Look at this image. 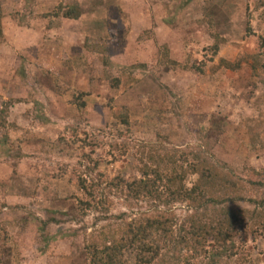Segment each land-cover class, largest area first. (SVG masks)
Instances as JSON below:
<instances>
[{
    "label": "rangeland",
    "instance_id": "1",
    "mask_svg": "<svg viewBox=\"0 0 264 264\" xmlns=\"http://www.w3.org/2000/svg\"><path fill=\"white\" fill-rule=\"evenodd\" d=\"M71 1L81 6L79 20L52 16ZM260 1L0 0V112L10 104L5 127L0 120V224L8 230L0 231V264H87V236L110 221L94 226L100 214L90 212L69 222L85 198L79 180L103 181L105 188L118 178H141L145 145H203L245 177L254 171L258 180L264 131L251 135L249 126L264 120V81L246 64L237 73L219 66L260 51ZM214 33L224 40L216 57L206 51ZM103 42L109 67L86 48ZM163 48L180 64L188 56L201 62L205 54V73L160 66ZM122 76L138 83L123 80L117 90L111 80ZM219 118L224 126L214 121ZM108 197L103 216L134 219L140 208L148 209L143 202L130 207L117 188ZM177 211L184 214L179 205ZM51 216L62 224L39 231L37 220ZM47 233L59 240L43 253ZM249 251L264 264V238L251 242Z\"/></svg>",
    "mask_w": 264,
    "mask_h": 264
},
{
    "label": "trees",
    "instance_id": "2",
    "mask_svg": "<svg viewBox=\"0 0 264 264\" xmlns=\"http://www.w3.org/2000/svg\"><path fill=\"white\" fill-rule=\"evenodd\" d=\"M257 8L264 9V0ZM82 14L80 4L71 1L60 6L52 16L79 20ZM111 33L114 36L116 31ZM212 38L214 45L206 51L216 57L224 40L218 33L212 34ZM259 42L260 51L256 54L245 55L234 63L221 60L219 67L237 73L246 64L253 78L264 81V38H259ZM86 48L91 53L101 54L106 67L111 65L106 43ZM159 59L160 66L182 69L194 75L204 74L208 65L205 54L201 62H194L192 56H188L185 63L180 64L170 58L167 48L161 50ZM18 74H22V70ZM123 80L129 86L138 83L135 78L122 76L113 78L112 86L120 89ZM9 106L5 104L0 112L4 127ZM81 106L87 107L85 103ZM214 121L224 126L220 118ZM124 123L127 125L128 120ZM249 128L251 135L264 131V120ZM93 145L97 147L95 141ZM142 151L139 179L128 182L118 178L105 188H102L103 181L92 179L93 183L89 184L87 180H79L77 188L85 198L79 200L75 207L77 215L74 214L69 222L83 221L90 212L102 215L106 203L111 204L108 196L115 188L120 195L128 197L130 207L143 202L148 208H140L134 219L126 213L98 215L94 226L105 220L110 221V227L87 236V264H258L249 251V244L264 238V170L258 173V180L252 178L254 171H247V178L240 169L215 159L203 145L184 150H171L163 144L145 145ZM84 159L92 161L91 155ZM100 193L102 197L98 196ZM178 205L184 210L181 217L177 215ZM37 221L39 231L45 233L52 225L63 222L55 216ZM1 230L8 232L6 224H0ZM58 240L56 235L47 233L41 251L48 252L50 244Z\"/></svg>",
    "mask_w": 264,
    "mask_h": 264
}]
</instances>
